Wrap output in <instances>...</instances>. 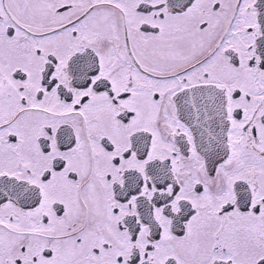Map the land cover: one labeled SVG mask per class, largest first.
<instances>
[{"label":"snow or ice","instance_id":"1","mask_svg":"<svg viewBox=\"0 0 264 264\" xmlns=\"http://www.w3.org/2000/svg\"><path fill=\"white\" fill-rule=\"evenodd\" d=\"M0 264H264V0H0Z\"/></svg>","mask_w":264,"mask_h":264}]
</instances>
